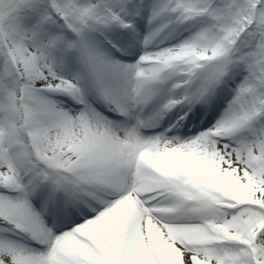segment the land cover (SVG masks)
Instances as JSON below:
<instances>
[{
	"label": "snow or ice",
	"instance_id": "obj_1",
	"mask_svg": "<svg viewBox=\"0 0 264 264\" xmlns=\"http://www.w3.org/2000/svg\"><path fill=\"white\" fill-rule=\"evenodd\" d=\"M0 264H264V0H0Z\"/></svg>",
	"mask_w": 264,
	"mask_h": 264
}]
</instances>
